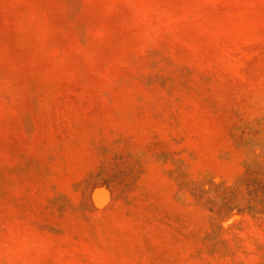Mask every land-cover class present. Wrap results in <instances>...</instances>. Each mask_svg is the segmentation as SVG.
<instances>
[{
	"label": "rangeland",
	"instance_id": "rangeland-1",
	"mask_svg": "<svg viewBox=\"0 0 264 264\" xmlns=\"http://www.w3.org/2000/svg\"><path fill=\"white\" fill-rule=\"evenodd\" d=\"M248 172L264 0H0V264H264Z\"/></svg>",
	"mask_w": 264,
	"mask_h": 264
},
{
	"label": "trees",
	"instance_id": "trees-1",
	"mask_svg": "<svg viewBox=\"0 0 264 264\" xmlns=\"http://www.w3.org/2000/svg\"><path fill=\"white\" fill-rule=\"evenodd\" d=\"M250 175L251 172H248L242 179L238 180L235 184L237 190L235 192V194L237 195L238 198V189L240 188V186L245 185L248 189H249V194L251 195L252 200H250L249 202L251 204L248 205L247 209L250 210H255L258 209V204L261 205V209L264 210V186L263 185H252L249 180H250ZM235 195V197H236ZM253 201H255L257 204L253 205ZM212 203V202H211ZM216 203V202H214ZM224 209L228 210V211H232L233 209L237 208L238 212H240L242 210V208L237 204H233L232 200H228L226 202V204H224Z\"/></svg>",
	"mask_w": 264,
	"mask_h": 264
}]
</instances>
